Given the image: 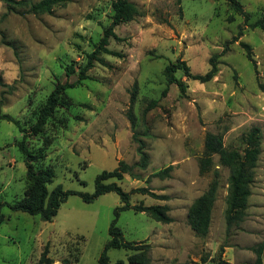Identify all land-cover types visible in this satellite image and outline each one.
<instances>
[{
	"label": "rangeland",
	"instance_id": "374dc122",
	"mask_svg": "<svg viewBox=\"0 0 264 264\" xmlns=\"http://www.w3.org/2000/svg\"><path fill=\"white\" fill-rule=\"evenodd\" d=\"M39 1V0H34ZM138 8L132 20L114 30L108 48L88 69V77L66 89L56 110L37 135H27L30 150L45 153L36 168L50 166L49 190L93 192L95 178L120 160H139L135 130L149 154L146 168H134L118 183L132 192V203L167 204L170 223L145 212H120L117 224L126 241L147 243L156 264H264V0H239L245 13L226 0H130ZM0 1V115L9 114L28 129L58 83H73L112 21V0H69L51 13L11 11ZM236 36L237 40H233ZM231 41L230 43H228ZM241 42L251 46L255 64ZM227 45V47H226ZM219 54L218 71L207 82L176 76L186 84L182 93L168 84L165 68L185 60L192 73L204 74L210 58ZM73 67L74 71L68 73ZM134 84L137 93L131 102ZM166 92L164 93V90ZM157 104L143 112L149 102ZM136 116L132 129L128 111ZM149 134L143 135L145 126ZM259 129L260 153L248 198L246 216L227 230L225 213L231 168L213 155L212 167L202 173L208 132L220 133L228 150L244 152L245 139ZM25 132L0 116V203L21 199L27 188L24 155L18 143ZM172 165L168 176H151ZM219 171V188L209 232L197 236L188 212ZM148 187L161 200L134 192ZM116 192L87 202L70 194L52 221L2 206L0 264H99L110 238ZM224 246V249L221 248ZM126 248H110L111 262L126 260Z\"/></svg>",
	"mask_w": 264,
	"mask_h": 264
},
{
	"label": "trees",
	"instance_id": "16d2710c",
	"mask_svg": "<svg viewBox=\"0 0 264 264\" xmlns=\"http://www.w3.org/2000/svg\"><path fill=\"white\" fill-rule=\"evenodd\" d=\"M7 7V16L9 12H19L20 14L27 13H51L55 7L65 5L69 0H0ZM179 3L181 0H177ZM228 4L236 11L245 13L239 0H226ZM113 15L112 21L104 30V34L100 39L96 48L88 54V60L79 73V79L73 83H58L52 92L48 95L46 102L39 109L36 121L28 128L21 127L19 121L9 114L0 115L2 118L13 121L21 131L25 132L23 139L18 143L19 149L24 155V161L27 168V188L24 196L14 201L13 203L3 202L0 203V223L4 220V213L1 208L4 205L9 206L12 210H20L31 215H39L44 221H52L57 215L59 208L65 202L70 194H78L84 201L91 202L96 197L107 192H116L120 198V205L114 210V218L109 227L110 238L105 244V247L99 257V264H156L149 255L150 245L147 243H138L126 241L122 229L118 226L117 221L120 212L127 209H134L138 212H145L156 221L170 223L173 218L169 214V206L167 204H150L132 203V192L126 191L118 183L122 180L125 174L137 176L134 173V168H146L149 163V154L146 151L145 141L135 131L133 139L137 143V152L139 160L135 164H129L124 160H120L118 165L111 170L101 171L95 178V189L93 192H83L75 190H65L62 186H55L49 190L48 185L52 182L54 177L53 169L50 166L44 168H36V164L45 158V153L34 152L29 149L26 143L27 135H37L40 133L48 119L53 116L56 107L58 106L61 98L65 95L66 89L80 83L82 79L88 77L87 71L95 61H100L101 54H114L118 53L108 48L110 38H118L114 30L115 26L120 23L132 20L138 14L137 6L130 0H112ZM236 36L233 40H237ZM229 41L228 43H230ZM241 45L246 48L247 57L255 64L251 46L247 43L241 42ZM227 47V45H226ZM219 54H214L210 58V68L204 74H194L190 66L185 60L178 59L175 62L168 64L165 68V75L168 84L176 83L182 93L186 92L187 84L176 76V72L182 70L189 79L207 82L211 80L218 71ZM74 71L73 67L68 69V73ZM0 85L10 86L5 83L0 75ZM166 89L164 90V93ZM137 93V85L134 84L131 92V102H134ZM2 101H0L1 105ZM157 104V100L153 99L149 102L143 112V121L146 123V114L149 109ZM128 118L131 123L132 129L135 128L136 116L129 110ZM149 134V127L146 125L143 135ZM259 129H253L245 139L246 147L243 153L237 150H228L223 144V136L220 133L208 132L205 137L204 156L200 160V170L202 173L209 171L212 167L213 155L218 154L220 161L223 165L231 168L229 194L227 198V209L225 213V220L227 230L229 231L234 225L242 222L246 216V209L248 206V198L251 195V185L254 181V169L260 153L259 148ZM172 165L161 169L151 174V176L165 177L169 175ZM219 188V171H214L213 180L210 182L207 190L197 197L192 203L188 212V223L194 230L197 236L205 237L210 228L211 215L214 203L217 197ZM148 194L154 198L165 200L168 199L166 194H158L148 187H138L133 190ZM110 248H126L128 255L126 260L119 259L111 262L108 256ZM224 249V246L221 248ZM41 261L46 264H52V260L46 257L45 252L42 253ZM190 264V263H180ZM215 264H228L224 259L220 258Z\"/></svg>",
	"mask_w": 264,
	"mask_h": 264
}]
</instances>
